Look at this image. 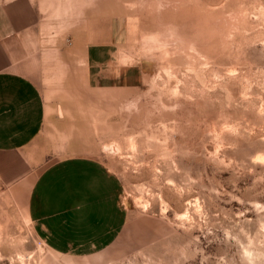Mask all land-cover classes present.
<instances>
[{"label":"rangeland","instance_id":"1","mask_svg":"<svg viewBox=\"0 0 264 264\" xmlns=\"http://www.w3.org/2000/svg\"><path fill=\"white\" fill-rule=\"evenodd\" d=\"M31 1L45 27L21 70L46 114L0 154L34 164L0 173V264H264V0ZM77 154L118 174L128 209L82 256L51 250L26 207L30 180Z\"/></svg>","mask_w":264,"mask_h":264},{"label":"crops","instance_id":"2","mask_svg":"<svg viewBox=\"0 0 264 264\" xmlns=\"http://www.w3.org/2000/svg\"><path fill=\"white\" fill-rule=\"evenodd\" d=\"M40 10L31 0L0 2V154L30 143L44 123L46 103L35 80L21 70L41 45ZM96 54L87 50L90 81L98 74ZM31 157H0V173L10 180L30 177ZM27 212L35 234L53 251L77 256L110 246L128 220L121 178L102 159L60 158L29 183Z\"/></svg>","mask_w":264,"mask_h":264},{"label":"bare ground","instance_id":"3","mask_svg":"<svg viewBox=\"0 0 264 264\" xmlns=\"http://www.w3.org/2000/svg\"><path fill=\"white\" fill-rule=\"evenodd\" d=\"M111 149H112V150H115V147H114V146H111Z\"/></svg>","mask_w":264,"mask_h":264}]
</instances>
